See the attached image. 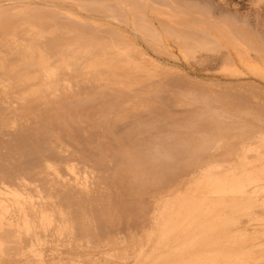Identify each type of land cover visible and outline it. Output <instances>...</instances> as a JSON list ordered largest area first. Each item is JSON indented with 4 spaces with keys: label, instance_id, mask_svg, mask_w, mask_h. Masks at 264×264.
Listing matches in <instances>:
<instances>
[{
    "label": "bare ground",
    "instance_id": "1",
    "mask_svg": "<svg viewBox=\"0 0 264 264\" xmlns=\"http://www.w3.org/2000/svg\"><path fill=\"white\" fill-rule=\"evenodd\" d=\"M70 1L76 3L75 6L82 12L87 13L95 7L106 9L107 4L105 1L106 4L95 3L96 0L94 3L91 0ZM160 1L165 8L157 10L156 19L151 17L155 12L144 8V4L149 0H124L117 6L118 10H105L109 11L110 17H107L112 23L129 29V32L123 31L120 34L121 30L115 28V35L117 31L119 34L114 38L111 33L110 36L114 39L107 42L103 37V41L95 38L97 36L85 38L82 27L88 24V20L85 21L82 15L80 18L77 16L79 14L73 13L77 10L72 13H69L71 9L68 13L63 12L60 4L63 0H0V58L4 55L3 49L16 48L14 57L16 60L17 57L21 59L17 61L16 66L11 63L13 68L10 72L8 69V72L3 71L5 65L0 66V93L4 102L0 101L3 106L8 107L3 110L5 114L0 113V120L2 129H11L13 134L19 128L25 129L26 121L30 120L26 117H29L27 113L30 106L32 108L35 103L48 106L56 100L53 99L54 96L59 98L65 93L61 91L62 87L69 90L73 87L71 82L60 80V73L71 74L78 71L95 75V67L98 63L109 62L108 57L120 59L125 67L135 73L140 71V64L134 59V55L140 53L136 40L142 39L151 45L164 47L174 42L179 53L189 63L206 70L219 69L224 75L240 81L235 113H228L227 108L218 106L212 97L196 98L197 95H194L195 104L202 109V113L197 121L193 119L196 122L187 125V122H184L186 126L182 128L177 126L182 130L184 128L186 132L190 131L189 134L193 132L197 143L195 156L206 155L203 163L190 164L189 161L187 172L199 170L201 173L195 187L188 189L189 192L185 196L189 206L184 213L174 214V197L182 192H177L170 186L173 171L179 164L178 156L174 155L175 124L178 122L175 123V118L170 112L157 114L145 108L143 101L139 99L140 104L134 110L135 113L130 111L131 113L120 117L125 121L129 116L139 117L143 113L148 116L146 121H137L140 132L152 136L149 144H145L147 157L143 155L145 158L142 159V154L138 153L139 149L136 152L140 156H136L130 163L132 172L141 185L138 192L143 188L145 190L142 191L148 192L149 195L158 194L155 195L158 202L154 199L147 204H141V207L138 206L139 214L135 216L134 222L142 219L143 229L149 222L153 231H149L147 237H150L146 239L140 236L142 230L138 228L128 231L131 232L129 236L133 251L130 261L127 258L126 236H122L118 231L123 218L115 210L112 211L103 198L102 193L106 186L103 187V184L108 178L106 173L102 174L104 171L101 166L102 173L87 160L67 154L69 150L65 155H60L62 152H57L53 146L61 141V136L42 130L40 127L43 125L36 122L40 119L29 117L36 120L31 122L34 124L32 129L40 126L41 134L52 140L50 144V140L45 136V140L50 142L49 145L45 140L40 144L41 134L34 131V136L35 133L40 134V138L35 136L40 142L33 147L34 152L40 153L35 147L39 149L38 146L41 145L42 148H48L47 152L60 156L57 160L40 156L43 168L37 171L38 173H29L27 168L23 173H17L18 175L14 174L15 172L4 173L3 170V173H0V264H142L140 255L144 253L147 257L143 264H264V0H250L246 10L240 6L232 8L226 0H220L222 11H227L229 7L233 9V16H236L241 26L223 27L221 22L214 20V10L208 9L198 14L200 25L193 26L194 32L190 35L176 28L181 18L174 15L168 18V15L179 10L178 0ZM196 1L208 3V0ZM138 2L144 7H138ZM155 2L152 0V5ZM50 11L56 14L57 19H62L61 21L65 18L67 22L75 23V26L67 31L74 36V41L64 48L59 47L61 51L55 47L58 54L54 51V55L50 54L49 49V53L45 54L46 48L49 43L54 46L59 44L58 38L62 39V35L66 37L67 29H64L65 24L64 27L56 24L53 18V21H50L56 25L50 24L46 18ZM183 15L190 13L184 10ZM185 16L183 20L187 21ZM156 20L161 22V29L155 27ZM48 24L52 25L50 29ZM230 24L231 22L228 23ZM99 28L102 29L100 26ZM96 30L98 31L97 28ZM9 49L7 53H10ZM107 49L109 53H105ZM141 57L146 58V55L142 54ZM113 62L115 64L116 60ZM29 72L35 74L29 75ZM247 80L252 82L251 86L245 85ZM33 81L38 85L33 86L35 88L32 91H25L23 98L11 99L12 86L20 84L19 86L24 88L28 87L27 85L31 87ZM101 93L103 98L108 95L113 96L115 100L120 96L114 92ZM7 99L8 106L4 105ZM110 108V111L115 109V105ZM32 111L35 115V110ZM164 121L166 125H163ZM21 123L26 124L23 127ZM35 123L39 124L38 127H34ZM27 126L29 130V125ZM28 132L30 133V130ZM30 134L32 135V132ZM187 137L192 138L191 135ZM191 147L187 148L186 145V150ZM190 153L189 156L193 154ZM192 158L199 159L194 156ZM153 196L150 198H154ZM247 216H250L251 223L248 227H243L241 220Z\"/></svg>",
    "mask_w": 264,
    "mask_h": 264
},
{
    "label": "rangeland",
    "instance_id": "2",
    "mask_svg": "<svg viewBox=\"0 0 264 264\" xmlns=\"http://www.w3.org/2000/svg\"><path fill=\"white\" fill-rule=\"evenodd\" d=\"M91 1H93V3L95 2V0H91ZM96 1L97 2H95V3L107 2V4L105 3L106 9L105 8L101 9L100 7H97V8L95 7L96 10L94 9L91 12L89 11L90 13L89 12L87 13L84 11H83L84 12L83 13L82 10L78 6H75L76 3H73L70 0H66V1L63 0V2H61L60 4L63 7V12L65 11L68 13L69 9H71L70 10L71 12H69V13H72L73 10H77L73 13L79 14L77 16H79L80 18L83 17V19L85 21L88 20L87 21L88 24L82 27V33H83L84 37L87 39L88 38L90 39V38L97 36L95 38H100V40H102V41H103V38H106L104 40H107V42H111V40L116 38L115 36L119 34V32L117 31V34L115 35V31H116L115 28L116 29L118 28L119 31L121 30L120 34L123 33V31H125L126 33L129 32V29H126L125 27H122V26H119V25L112 23V20H110V18H109L110 14L108 15L109 11H105L108 9L110 10V12L114 11V10L115 11L118 10L117 6H119L121 3H123L124 0H99V1L96 0ZM117 1L119 2V4ZM155 1H157V3ZM154 2H155V4L153 3V5H152V0H149L148 3L144 4L145 7L143 6V4L142 5L139 4L140 2H138L137 4H139L138 7L142 8V6H143L144 8H148V9L152 10L153 13L155 12L154 16H151V17L153 19H156L155 15L158 13V11L163 10L165 7H163V2H161L160 0H154ZM177 2H178L177 6L179 7V10L178 11L175 10V12L168 15V18H170L171 15H174V16L181 18V19H179L180 25L178 24L176 26V28L179 31H182V33L187 34V35H190L194 32L193 26L200 25V21L197 17L198 14L202 13L204 10L208 11V9L214 10V15H215L214 20L217 22H221V24H223L222 25L223 27H225V26L226 27L227 26L233 27L234 26L235 28H238L241 26V24L238 22V19L236 18V16H233L235 14V11L233 9H230V7L236 8V7L240 6L241 8H244L246 10L248 8V5L250 4V0H226V2L230 5V7H229V9H226L227 11H222L223 10L221 7L222 3L220 2V0H208V3H206V4H204V3L202 4L200 1H196V0H178ZM72 4H74V6ZM150 4H151V6H150ZM204 5H206V6H204ZM108 6H109V8H108ZM199 6H201V8ZM154 9H156V10H154ZM78 10H80L81 12L79 11V13H78ZM184 10H187L191 16L190 15H187V16L183 15ZM245 10H244V13H245ZM180 11H182V12L180 13ZM220 12L223 15L220 14ZM52 13H54V12L50 11L47 13V17H46L47 20L50 21V19L52 20V18H53L54 21L56 20V24H58L61 27H64V24H65L64 29H67L65 31L67 33L66 37H65V35L64 36L62 35L61 36L62 39L58 38V42H59V44H57L58 46L57 45L54 46L53 43H51L52 45L50 43L48 44L46 51H45L46 52L45 54H48L50 52L51 55H54L53 54L54 51H55V54L58 51V50H55V47L59 48L62 46L61 48H64L65 45H67L69 43L71 44V42L74 41V36L70 35V33L67 31H69L73 26H75V23L72 21L67 22L68 20L67 19L65 20V18L63 19V21H61L62 19L61 20L57 19L56 14L54 13V15H53ZM166 13L167 12H165V13L163 12V14H166ZM178 13H179V15H178ZM80 15H82V17ZM107 16H109V17H107ZM184 16L188 18L187 21L183 20ZM86 18H88V19H86ZM196 20H198V21H196ZM52 21H50V24H52L53 26L56 25L55 22L52 23ZM230 22H231V24L228 25V23H230ZM184 23H186V24H184ZM62 24H63V26H62ZM52 25L48 24V26H49L48 28L50 29L52 27ZM98 25L102 28L101 29L102 31L100 30ZM154 25L157 28H160V29L162 28L161 22H159L157 20L155 21ZM95 28L98 29V31L96 30L97 31L96 35H95V32H96ZM184 29H185V32H184ZM111 30H112V32H110ZM250 31H252V30H250ZM111 33H112V36L114 38L112 36H110ZM68 35H70V37ZM107 36H110V37L107 38ZM105 42L106 41H104V43ZM60 43H61V45H60ZM136 43L139 47L140 53L135 54L134 59L136 61L138 60L140 67H141L140 71H138L137 73H135V72L131 71L130 69H128L127 67H125L120 62L121 61L120 59H118V58L113 59V57L107 58V60L109 62L98 63V65L95 67V71H97V74H95V75H86V74H83V73L78 72V71L75 73H71V74L60 73L59 74L60 80L71 82L73 87L70 89L71 91L69 89L62 87L63 89L61 91L65 92V93H63L62 96L59 98H56V96H54L53 99L55 98L56 100L57 99L58 100L56 101L54 99L55 101H53V103L49 104L48 106H44L43 104H40V103H37V104L35 103L33 105L34 108L32 106L33 109L30 106L27 115L29 114V117H34L36 120L40 119L39 121L33 120L34 118L31 119L28 116H26L28 118V120L29 119L31 120V121L30 120L26 121L27 124L24 123V125L26 124L27 128L25 127V129H24L20 126L23 130L22 129L20 130V128H19L16 130V133L14 132V134H13V132H11L12 131L11 129H9V130H7L8 128H6V130H3L5 128L2 129V123H1L2 121L0 120V128H1L0 129V131H1L0 132V173H3L2 172V170H3L4 173L15 172L14 174L18 175L21 172L23 173L24 169H26V168L29 170V173L30 172L33 173L34 171H35L34 173H38L43 168V166L41 164L42 160L40 159V156L41 157L42 156L43 157H49L52 160H57L60 155H65L68 150H69V152L67 154H71V156L78 158V159L87 160L90 164H92V166H94L101 173L104 171L102 174L106 173V176L108 178H106V180H105L106 182L104 181V184H103V187L106 185L105 189L102 193L103 198H105V200H106L105 204L107 206L109 205V207L112 211L115 210V212L117 214H119L121 216V218H123V219H121V222H122L121 226H120L119 230L118 229L117 230L120 231L121 235L123 234L122 236H124V237L126 236V239H127L126 242L128 243L127 258L129 261H130V258H132L133 251H132V247H131L132 246L131 237L129 236V233H131V232H128V231H133L136 228H138L140 231L141 230L145 231V229H146L145 232L141 231L140 236L141 237L144 236L145 239L150 237V236L147 237V235H149V231H150V233L153 231L150 223L149 222L147 223V225L148 224L150 225V226L148 225L149 227L147 226V227H144L145 229H143V226H144V223H142L143 220L141 219V221H138L137 223H135L134 218L137 214H139V208L141 207V204L142 205H143V203L147 204V203H149V201L150 202L154 201V199L156 201L157 198H155V197H157V196H155V195L157 193L154 194V196H153V194L149 195L148 192L142 191V190H145L143 188L140 190V192H138L139 189L141 188V185H139V182L135 178V174H133V172H132L133 170L131 168L132 164L130 163V162H132V160H134V158L136 156L137 157L140 156V154H138V153H141L142 154L141 156L147 155V153H146L147 147L146 146L149 144L152 136H150V134H148V133H143V132L141 133L139 128L137 127V121H146L148 116L146 113H143L139 117L129 116V119L125 120L126 122L123 121L122 118H120V117H124L130 111L132 113H135L134 110L137 109V105L140 104L139 100L143 101V105L145 106V108L153 110L154 113L159 114L160 112H170L171 115L174 116L175 123H176V121L178 122V124H175V127H176L175 128L176 129L175 130L176 131L175 132V134H176L175 138L176 139L174 141V144H175L174 147L176 149L174 150V153H175L174 155L178 156L177 160L179 161V164L178 163H177L178 165L176 164L177 166L175 167V169L173 171L174 175L172 174V180H171L170 186L173 189H175L177 192L178 191L182 192L181 195H177L176 197H174V205H173L174 214L176 215L178 213H184L187 210V207L189 206V201L185 198V196L189 192L188 189L195 187V183L199 179V176L201 173L199 170L194 171V172H187L186 169L189 166V161H191L190 164L192 162L193 163H198V162L203 163V162H205V159H206L205 156L206 155L204 154L202 156L200 154L201 155L200 156L199 154H196L197 155V157H196L195 153H194L197 150V143H195L196 137L193 138L194 135H193L192 131H191V134H189L190 131L186 132V130L184 128L182 130L178 127L182 128V127H185L187 124L196 122L197 118L202 113V109L197 104H195L196 101H195V99H193V98H195L194 95L195 96L197 95L196 98L200 97V96L212 97L216 101V104L218 106H225L228 110V113H230V114L235 113L234 109H235V106L237 104V96H238L237 89H238V86L240 83V81L237 78L226 76L219 69H213L212 70L210 68V70H208V69L206 70V69H202L200 66H195V65L189 63L179 53L178 47L174 42H170L168 47H164L161 45H151L142 39L136 40ZM7 49H9V48L3 49L4 52L2 51L4 53V55L1 56V58H0V66L5 65L3 71H5V72L9 71L10 72V70L12 71V68H13V67H11V65L14 64L13 66H16V63L21 61V59H19L17 57V60H16V57H14V53H16V50H17L16 48L11 49V50L9 49L10 51L9 50L8 51L10 53H7ZM48 49H49V52H48ZM14 50H15V52H14ZM104 50H106V47ZM60 51H61V49H60ZM107 52H108V49H107V51H105V53H107ZM6 54L8 57L6 56ZM45 54H44V56H48ZM142 54L146 55V58L141 57ZM5 59H7V60L5 61ZM113 60L114 61L116 60L115 64H114ZM3 61H5V62H3ZM11 63H13V64H11ZM6 65L8 67L10 66V68H7ZM7 69H8V71H7ZM150 69H154L156 72L155 71L152 72ZM143 71H145V72H143ZM31 73L29 72V75ZM32 74H35V73H32ZM19 85L20 84H17L15 86H12V88H11V96L10 97H12L11 98L12 100H13V98H17V97L23 98L22 96H23V94H25V91L26 92L32 91V89L35 88L33 86L38 85V84L36 81H33L31 83V87H30V85H27L28 87H26V88L21 87ZM245 85L251 86L252 82L247 80V81H245ZM101 92H105V93H109V94H110V92H114V93L119 94L120 96L118 99L115 100V98L113 96H108V95L105 96V94H103V96L107 97V98H105V97L103 98ZM98 93H100V95ZM77 96L80 98H78ZM99 96H101V97H99ZM0 97H1L0 100L2 102H4L3 101L4 99L1 95V93H0ZM48 98L50 100V97H48ZM93 100H95V101H93ZM2 102L0 104L1 105L0 108L2 109V111L0 109L1 115L5 114V111H3V110L8 108V107L3 106ZM8 102H9V100L6 101V103H8ZM6 103L4 105L8 106L9 103L8 104H6ZM111 105H115V109H112V110H114L115 113L111 110L113 112L112 114L110 111ZM70 108H71V110H70ZM11 109H13V107ZM32 110H35V115L32 114L33 113ZM109 111H110V113H109ZM19 113H21V112H19ZM37 115L38 116L41 115V116L36 118ZM60 116H62V117H60ZM70 116L73 119H71ZM193 119H196V121ZM45 120H47V121H45ZM130 120H131V122H130ZM188 120H190V121H188ZM32 121L33 122L36 121L39 124L41 123L43 125V127H40V126L39 127L42 128V130H44V131L46 130L47 132H50V133L56 134V135L59 134L61 136V141L54 143L55 145L53 146V147H55L57 152L59 150H60V152H62V153L59 152L60 155H58L56 153L47 152L48 148H45L44 147L45 145H43L44 148H42L41 145H39L40 147L38 146L39 149H37L35 147L36 151L40 150V153L34 152L35 150H33L34 149L33 147L37 146L39 144L40 140H42L40 144H43V141L45 140L46 135L41 134L42 130L38 127L39 124L35 123L34 127H38L39 129L33 128L34 129L33 130L32 127L34 124L31 123ZM29 122L31 123V125ZM105 122H106V124H105ZM122 122H125V123H122ZM180 122L182 124H180ZM184 122H187L186 125ZM163 123H164L163 125H166L165 121ZM21 125L24 127L23 123H21ZM27 125H29V128H30L29 130H30V133L32 132V135L28 132L29 130H28ZM50 128L52 131L49 130ZM125 128H127V129H125ZM35 129H38V130H35ZM24 130H26V131H24ZM124 130H126L128 132L126 133V131H124ZM178 130H180L178 132L180 135H178V133H177ZM22 131L25 133H23ZM34 131L41 134V138H40L38 136L40 134L37 135L35 133V136L37 135L36 137L40 138L39 141H38V138L36 139V137L33 135ZM181 132L183 135L181 134ZM184 132H186V133H184ZM147 135H149L148 139L146 137ZM188 135H191L192 138L187 137ZM18 138H20V139H18ZM46 139L50 140V138H48V136H46ZM47 140H45V141H47ZM48 141L46 143H48ZM50 142L49 143L52 144V140H50ZM49 143H48V145H49ZM60 143H62V145H60ZM185 143L187 145V148H188V146H189V148L192 146L191 147L192 151H191V149H188V151L186 150L187 148H186ZM44 144H45V142H44ZM145 144H147V145L145 146ZM181 146H182V148L183 147L184 148L182 149ZM65 147L67 148V150L65 149ZM68 147H69V149H68ZM142 147H146V148L141 149ZM40 148H42V149H40ZM120 149L122 150V152H120L121 151ZM126 149H127V151H126ZM139 149H140V152L138 151ZM193 149H195V150H193ZM43 150H45L46 153L43 152ZM142 150H144V151H142ZM183 150H185V152ZM124 151H125V154H124ZM136 151H138V153ZM182 151H183V153H182ZM127 152H129V153L131 152V154H128ZM189 152H191L190 154H192V153L193 154L189 156V154H188ZM126 153H127V155H126ZM37 154H39V155H37ZM129 155H130V157L131 156L132 157L130 158ZM112 156H114V157H112ZM126 156H128L129 158H126ZM144 156L141 158L142 159L145 158ZM187 156H189V157L187 158ZM193 156H194V158H199V159L193 160V158H192ZM199 156L201 157V159ZM122 160L124 162L128 161V162H126L127 164L124 163ZM129 160H131V161H129ZM200 161H202V162H200ZM110 162L112 163V165H110ZM128 164H129V166H128ZM121 165H122V167H121ZM100 166H101L103 171L101 170ZM127 166H128V169H127ZM34 168L35 169L37 168V169L33 170ZM109 168H110V170H109ZM128 171H130V173L131 172L132 173L130 174V173H128ZM127 173L130 175H128ZM188 174H189V177H188ZM131 175L134 178H132ZM115 176H117V177L115 178ZM132 180H134V181H132ZM133 183H135V185L132 186ZM111 185L113 186V188ZM129 185L131 186V188ZM136 185H137V188H136ZM106 189H108V190H106ZM141 191H142V193H141ZM146 193H147V195H146ZM129 195L131 197H129ZM151 196H153L154 198H150ZM160 196H163V195H160ZM148 198H149V200H148ZM157 202H158V199H157ZM111 203H113V204H111ZM138 206H140V207L138 208ZM145 217H147V216H145ZM250 219H251L250 216L243 217L241 220V225L243 227H248L251 223ZM175 220H176L175 223L177 224V218H175ZM149 228H150V230H149ZM127 237H129V238H127ZM146 257H147L146 253L140 255V259L142 260V264H143V262H145ZM97 259H98V257H97ZM126 264H129V263L126 262Z\"/></svg>",
    "mask_w": 264,
    "mask_h": 264
}]
</instances>
